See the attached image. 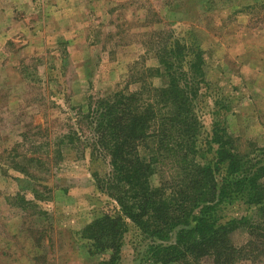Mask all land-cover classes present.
Here are the masks:
<instances>
[{"label":"rangeland","instance_id":"rangeland-1","mask_svg":"<svg viewBox=\"0 0 264 264\" xmlns=\"http://www.w3.org/2000/svg\"><path fill=\"white\" fill-rule=\"evenodd\" d=\"M169 46L203 59L205 76L188 80L187 64L176 73L198 90L195 161L214 165L220 136L245 167L264 165V0H0V264H108L84 237L104 215L124 214L102 182L112 167L96 144L99 106L163 86L155 72ZM173 158L161 157L154 186L178 178ZM214 171L220 185L226 165ZM258 183L264 193V176ZM246 200L222 203L218 225L264 220ZM125 222L117 264H157L158 241ZM234 228L237 248L259 238L236 264H264V226Z\"/></svg>","mask_w":264,"mask_h":264},{"label":"trees","instance_id":"trees-1","mask_svg":"<svg viewBox=\"0 0 264 264\" xmlns=\"http://www.w3.org/2000/svg\"><path fill=\"white\" fill-rule=\"evenodd\" d=\"M167 49L159 59L164 72H155L166 78L163 86L130 94L115 93L101 100L96 144L108 152L112 167L102 182L124 214L119 218L104 215L85 228L84 237L91 241V253L100 252L109 256L108 264H117L127 228L125 218H130L158 241L149 247L157 264H202L205 259L213 264H236L245 250L250 249L248 256L255 251L259 238L237 248L228 233L240 224L253 233L264 226V220L250 223L241 217L218 225L217 210L226 200L240 204L246 196L247 204L258 207L264 215V193L258 183L264 176V165L254 166L255 170L245 167L239 153L225 147L228 142L224 143L220 136L216 137L222 143L219 160L214 165L195 161L199 123L193 102L198 90L194 80L187 83L176 73L187 64L184 76L188 80L193 74L205 76L203 59L200 51L194 59L185 61L176 54L174 46ZM178 58L183 63L177 62ZM165 152L174 157L171 164L174 170L178 169V178L171 184L154 186L153 177L157 166L163 165L161 157ZM219 163L226 165L220 185L214 171ZM174 233V242L166 245Z\"/></svg>","mask_w":264,"mask_h":264}]
</instances>
